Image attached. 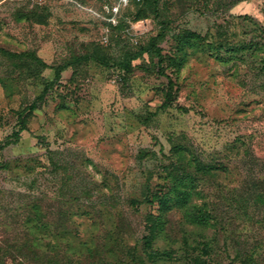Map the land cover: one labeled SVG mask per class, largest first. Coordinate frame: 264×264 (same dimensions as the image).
I'll return each mask as SVG.
<instances>
[{"label": "rangeland", "instance_id": "rangeland-1", "mask_svg": "<svg viewBox=\"0 0 264 264\" xmlns=\"http://www.w3.org/2000/svg\"><path fill=\"white\" fill-rule=\"evenodd\" d=\"M0 49V264H264V0H0Z\"/></svg>", "mask_w": 264, "mask_h": 264}, {"label": "trees", "instance_id": "trees-1", "mask_svg": "<svg viewBox=\"0 0 264 264\" xmlns=\"http://www.w3.org/2000/svg\"><path fill=\"white\" fill-rule=\"evenodd\" d=\"M24 2H29V1H24ZM193 36H194V34H192V33L188 34V39H186V42L188 41V45H193V43H195V42L191 41ZM0 50L4 55H8L11 57H23L24 56L23 53L13 52V51H10L7 49H0ZM151 51H153L154 53L159 55L160 61L163 59V55H162L161 50L159 48H156L155 46H153V49ZM63 70H64V66H57L56 67L54 82H58L60 80ZM167 76L169 78V80H168L169 84H168L167 97H166L165 103H168L167 101L171 100L172 91L174 88V81L172 80V78L169 75H167ZM41 97L42 96H40V99H42ZM37 106H38V102L36 101L31 105V108L35 109ZM194 157L196 158V156H194ZM196 160H198V158H196ZM198 162L199 163L197 164V168L202 170V171H209V170L213 169L214 167L220 168V166H218V164L217 165H214V164L211 165V164H203L200 161H198ZM188 177H191V179H194L193 176L188 175ZM193 181L196 182V180H193ZM190 194H191V192L188 189V191H186V190L178 191L174 196L172 194H170L169 191H160V190L151 195V197L149 198L150 204H154L157 202L159 205H158L157 212L152 213L151 222L147 226V232L141 239L143 253H147L151 257L156 256L157 252L156 251H149V249L152 246V243H153L154 239L156 238V236H158V234L166 228L167 220L165 218V213L163 211H165L166 209L171 207L172 201H174L175 203H178L180 206H183L185 203H187V200L189 201ZM251 206H254V207H251ZM236 209H237L236 215L238 214L240 216H243L248 220L252 219L254 221H260V222L264 221V194L258 193L255 196V198H252V199L247 198L243 202V204H240V206H238ZM210 216H211V213L209 214V211H206V210L201 211L200 210L199 212L192 213L190 215V219L194 223L207 224L209 219H210ZM111 239L113 240V243H116L115 242L116 241L115 236H113ZM202 249H203L202 252L206 253V255H207V253H209V246L207 244ZM130 253L132 254L131 255L132 259H130V262H132L134 264L139 263V261H141L143 259V256L136 254V252H130ZM261 253L262 252H260V250L254 249L251 251L250 254L247 255L245 260H247L251 263H255V262L258 263L259 262V256L261 255ZM202 254H198L196 256H193L191 264H212L211 258L207 257L206 255H202ZM233 259H235V257ZM232 262H233V260L229 264H232Z\"/></svg>", "mask_w": 264, "mask_h": 264}, {"label": "built area", "instance_id": "built-area-1", "mask_svg": "<svg viewBox=\"0 0 264 264\" xmlns=\"http://www.w3.org/2000/svg\"><path fill=\"white\" fill-rule=\"evenodd\" d=\"M2 1H8V2H24V1H33V0H2ZM127 0H120V2H126Z\"/></svg>", "mask_w": 264, "mask_h": 264}]
</instances>
